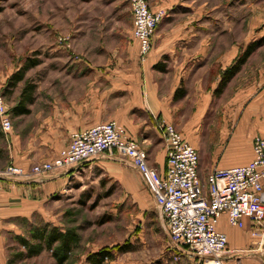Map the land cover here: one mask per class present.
I'll use <instances>...</instances> for the list:
<instances>
[{"label": "crops", "instance_id": "obj_1", "mask_svg": "<svg viewBox=\"0 0 264 264\" xmlns=\"http://www.w3.org/2000/svg\"><path fill=\"white\" fill-rule=\"evenodd\" d=\"M225 1L230 6L229 28L239 19L244 25V46L232 43L222 49L217 45V37L231 33H216V0H148L151 10L164 9L165 14L142 60L132 35L127 0H109L108 23L96 25H102L101 33H90L92 11L85 10L76 33L68 36L69 47H49L46 60L35 59L30 96L24 105L30 112H9L10 131L5 135L0 129V168L12 163L29 170L31 165L53 158L72 132L108 120L124 127L127 136L145 150L147 164L160 173L166 160V145L159 130L163 122L172 123L197 149L199 177L200 138L208 144L206 167L247 163L252 157V137L264 135V61L248 62L251 53L221 92L217 88L224 71L249 44V29L256 31L255 38H264V0ZM232 6L241 12L236 20L231 18ZM249 7L253 8L252 16H248ZM115 162L137 172L124 161L104 155L78 170L65 168L45 175L1 179L0 264H15L42 252L51 255V250L44 248L29 256L20 239L29 238L23 230L31 229L33 219L50 221L49 204L54 193L76 172L95 167L107 170ZM134 174H129L135 181L131 186L146 188ZM146 191L151 197L148 188ZM217 228L227 236L224 261L264 264V221L258 224L244 218L243 225L236 227L221 215ZM183 256L189 264H207Z\"/></svg>", "mask_w": 264, "mask_h": 264}, {"label": "rangeland", "instance_id": "obj_2", "mask_svg": "<svg viewBox=\"0 0 264 264\" xmlns=\"http://www.w3.org/2000/svg\"><path fill=\"white\" fill-rule=\"evenodd\" d=\"M216 2V33H231V36L217 37V45L222 49L232 43L244 46L245 28L240 19L236 20L241 15L239 7L232 6L231 18L236 21L229 28L230 6L225 0ZM252 9L249 7L248 16L254 15ZM85 10L92 11L89 12L93 24L90 33H101L102 25H96L103 21L108 23L111 11L109 0H0V95L9 112L19 97L23 82H19L12 92L2 95L8 77L26 61L46 60L49 47H65L60 38L76 33ZM248 32L252 35L247 38L248 43L264 39L255 38L256 31L253 29ZM247 61H264V41ZM26 72V78L31 80L33 70L29 68ZM12 123L17 129L19 125L14 118ZM198 145L200 180L204 186L206 172L213 166L205 165L208 159L207 142L200 138ZM131 173H135L137 182L142 180L139 173L127 170L116 162L107 170L98 167L79 170L70 177L65 187L54 193L49 204L50 221L33 219L31 229L23 230L24 235L29 237L34 227L43 224L59 229H77L78 246L63 264H89L86 254L100 248L112 251L113 257L106 259L108 264H189L183 255L178 256L179 252L169 242L164 218L147 194V188L139 186L134 189L131 186L135 182L129 176ZM15 264L56 263L48 252H42L35 258Z\"/></svg>", "mask_w": 264, "mask_h": 264}, {"label": "built area", "instance_id": "obj_3", "mask_svg": "<svg viewBox=\"0 0 264 264\" xmlns=\"http://www.w3.org/2000/svg\"><path fill=\"white\" fill-rule=\"evenodd\" d=\"M132 15V35L142 60L163 9L152 11L148 0H127ZM69 47L68 37L60 38ZM11 119L0 95V129L7 134ZM165 143V168L160 173L147 164L146 152L127 136L124 127L108 120L70 134L67 144L49 160L31 165L29 170L9 163L0 170L1 179L45 175L56 170L80 169L84 163L102 156L118 158L139 173L160 211L168 240L179 255L209 264H228L222 258L227 236L217 228L221 215L231 226L241 227L243 219L264 221V135L251 140L252 157L242 165L214 166L206 175V185L198 175V152L172 123L159 125ZM1 184V183H0Z\"/></svg>", "mask_w": 264, "mask_h": 264}, {"label": "trees", "instance_id": "obj_4", "mask_svg": "<svg viewBox=\"0 0 264 264\" xmlns=\"http://www.w3.org/2000/svg\"><path fill=\"white\" fill-rule=\"evenodd\" d=\"M262 41H264V39L259 42L261 43ZM259 42L249 43L239 55L235 64L231 68L224 71V75L220 80L217 92H221L229 78L239 69L240 65L245 62L255 47L260 44ZM35 63L36 60L26 61L23 63L21 68H18L7 79L8 82H6V88L2 95H5L6 92H12L19 82H23L22 87H20L19 99L10 109V113L12 115L30 112L24 106L25 101L29 100L31 91V82L25 77V73ZM76 230L77 229L71 227L59 229L56 226L43 224L41 226L34 227V229L31 230L29 238L26 239L25 237H20V239L27 247V253L29 256L38 254L42 249L46 248L51 250V255L56 264H63L70 258L73 250L76 246H78L79 235ZM112 257L113 253L110 249L100 248L86 254L85 259L89 264H108L106 263V259H111Z\"/></svg>", "mask_w": 264, "mask_h": 264}]
</instances>
